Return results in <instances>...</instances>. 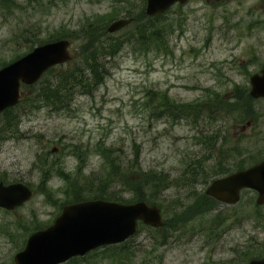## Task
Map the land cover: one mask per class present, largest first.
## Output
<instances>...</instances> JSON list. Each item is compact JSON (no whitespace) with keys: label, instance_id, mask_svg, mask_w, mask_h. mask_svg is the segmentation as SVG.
I'll return each instance as SVG.
<instances>
[{"label":"rangeland","instance_id":"1","mask_svg":"<svg viewBox=\"0 0 264 264\" xmlns=\"http://www.w3.org/2000/svg\"><path fill=\"white\" fill-rule=\"evenodd\" d=\"M13 1H0V67L50 36L71 35L73 43L68 63L23 88L31 102L0 113V181L33 190L21 207L0 209V264H12L34 228L49 226L71 203L75 188L82 192L88 179L119 169L127 170L123 182L139 171L168 176L152 195L165 225H141L126 242L79 264H246L264 256V203L256 205V192L244 190L230 206L205 195L215 178L264 159V99L248 93L249 77L264 65V0L176 4L153 18L162 38L148 46L137 40V29L149 23L145 0ZM126 11L135 15L129 26L101 35L119 43L102 58L103 82L76 92L60 110L36 102L44 83L80 62L83 25L108 24ZM161 97L192 105L203 119L162 114ZM13 116L16 125L4 128ZM108 191L123 203L133 198L124 183Z\"/></svg>","mask_w":264,"mask_h":264},{"label":"water","instance_id":"2","mask_svg":"<svg viewBox=\"0 0 264 264\" xmlns=\"http://www.w3.org/2000/svg\"><path fill=\"white\" fill-rule=\"evenodd\" d=\"M187 0H147L145 13L155 16L165 12L176 2ZM131 19H118L107 27L114 33L131 23ZM68 40H60L35 47L31 52L0 69V112L16 105L20 100V84L35 83L50 67L70 59ZM250 96L264 98V68L250 77ZM258 192L256 203H264V161L226 177L216 179L207 188L206 195L218 202L235 204L241 189ZM32 196L23 183L4 185L0 182V208L13 210ZM137 221L146 225H162L160 211L140 201L132 204L93 200L65 205L53 224L34 232L25 247L13 257L12 264H63L73 257L84 256L101 246L118 244L135 233ZM248 264H264V257Z\"/></svg>","mask_w":264,"mask_h":264},{"label":"trees","instance_id":"3","mask_svg":"<svg viewBox=\"0 0 264 264\" xmlns=\"http://www.w3.org/2000/svg\"><path fill=\"white\" fill-rule=\"evenodd\" d=\"M2 4L7 5V3L13 4V0H0ZM123 17L135 19V15H132L130 11H126ZM160 17H153L154 19H158ZM153 18H149L145 16V20H148V24H142L139 29H137V40L138 42L144 43L146 46L150 45L153 40L154 44H159L162 38L160 34V30L157 29L152 23ZM107 23L83 25L80 29V37H81V47H80V62L75 65L73 68L69 70H65V72L58 74L56 77H53V82L44 83L38 90L36 95L38 96L39 103H46L53 110H60L67 105V102L71 99V97L79 92L81 94L85 93L87 90V94L90 93V89L99 86L103 80L105 75L107 74L106 69H104L102 64L103 57H112L117 53L119 49V43L117 41H109V40H101L103 37L101 35H106L105 32ZM71 35L65 36L60 33L55 35V37H49L46 41H36L30 43L28 49L31 50L34 45H41L46 42L55 41L61 38H70ZM72 39V38H71ZM162 44V43H161ZM53 71V69L48 70V72ZM87 75V77H86ZM244 95H247L245 93ZM240 96V95H239ZM240 97H238L239 99ZM32 99V98H31ZM248 99V98H247ZM30 98L25 100L22 99L20 106L22 103H28ZM31 102V101H30ZM16 106L15 109L18 107ZM159 108L162 109V114L165 113L169 117L173 118H182L188 116H196L198 118L203 119V115L198 116L197 113L193 112L196 109L192 105H174L168 101L166 97H161L158 104ZM14 109V108H12ZM12 109L6 110L4 114L9 113ZM200 111V110H199ZM15 116L7 117L3 123L4 128H9L14 123L16 125ZM214 141V139H211ZM110 152L108 149H105L103 154L106 157V153ZM229 153H221V156L228 157ZM223 162L221 159H218L217 165L219 169H223ZM127 170L119 169L115 174L112 170L109 174L102 178H91L88 179L87 182L83 185V191L79 192L77 188L70 193L71 199L70 202H80L83 200L90 199H103L120 202L122 200L117 199L108 191L110 184L113 182L124 183V190L130 191L133 193V198L130 199L129 202L134 201H147L151 204H154L153 201V193L155 191H163L164 186L168 184V176L163 173H154L153 171H139V173H132V176L138 175L134 179H129L127 182H123V177L126 176ZM205 169L203 168L204 172ZM220 172V171H219ZM218 172V174H219ZM224 173L223 171H221ZM42 177L44 181L46 179L47 172L45 170L41 171ZM206 175V174H204ZM202 176V175H200ZM203 177V176H202ZM207 177V175H206ZM119 178V181H118ZM129 185L131 189H129ZM110 195L108 198L106 196ZM205 198V196H202ZM206 199V198H205ZM212 201V199H211ZM214 201V200H213ZM39 227H35L33 231L37 230ZM173 229V228H172ZM87 261V256L82 258H73L66 262L65 264H79V262L83 263Z\"/></svg>","mask_w":264,"mask_h":264},{"label":"flooded vegetation","instance_id":"4","mask_svg":"<svg viewBox=\"0 0 264 264\" xmlns=\"http://www.w3.org/2000/svg\"><path fill=\"white\" fill-rule=\"evenodd\" d=\"M217 1H222V0H217Z\"/></svg>","mask_w":264,"mask_h":264}]
</instances>
